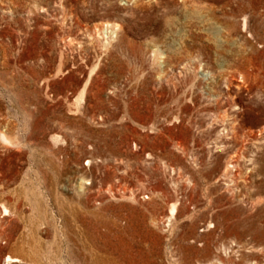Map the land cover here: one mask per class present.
Segmentation results:
<instances>
[{
  "label": "rangeland",
  "instance_id": "374dc122",
  "mask_svg": "<svg viewBox=\"0 0 264 264\" xmlns=\"http://www.w3.org/2000/svg\"><path fill=\"white\" fill-rule=\"evenodd\" d=\"M0 264H264V0H0Z\"/></svg>",
  "mask_w": 264,
  "mask_h": 264
},
{
  "label": "bare ground",
  "instance_id": "6f19581e",
  "mask_svg": "<svg viewBox=\"0 0 264 264\" xmlns=\"http://www.w3.org/2000/svg\"><path fill=\"white\" fill-rule=\"evenodd\" d=\"M115 27H118V25L116 24V25H114ZM174 209H175V206L173 207ZM173 209V210H174ZM9 259H13L12 257H9ZM13 261H16V260H13Z\"/></svg>",
  "mask_w": 264,
  "mask_h": 264
}]
</instances>
